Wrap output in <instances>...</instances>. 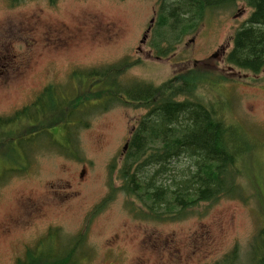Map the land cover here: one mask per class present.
<instances>
[{
	"label": "rangeland",
	"instance_id": "obj_1",
	"mask_svg": "<svg viewBox=\"0 0 264 264\" xmlns=\"http://www.w3.org/2000/svg\"><path fill=\"white\" fill-rule=\"evenodd\" d=\"M156 2L56 0L51 5L48 0H24L11 8L0 0V116L29 104L47 84L66 83L73 69L126 57L143 62L124 79L153 85L195 62L214 60L218 69L227 70L223 58L231 49L230 36L250 12L244 3L208 11L194 42L184 43L170 59L157 60L152 32L141 44L156 20ZM256 79L213 88L230 102L234 121L259 131L262 147L240 181L243 200L223 199L200 206L186 219L156 222L136 219L126 208L128 197L118 192L89 222L91 211L109 194L110 165L116 161L120 166L131 128L145 114L118 105L75 135L81 160L63 156L56 146L40 147L33 153L30 173L0 186V264H15L51 228L61 229L69 239L87 225L88 240L78 264H218L236 247V264H250L251 245L264 226V73ZM56 134L65 143L62 131ZM180 165L182 161L174 163Z\"/></svg>",
	"mask_w": 264,
	"mask_h": 264
},
{
	"label": "trees",
	"instance_id": "obj_2",
	"mask_svg": "<svg viewBox=\"0 0 264 264\" xmlns=\"http://www.w3.org/2000/svg\"><path fill=\"white\" fill-rule=\"evenodd\" d=\"M7 1L13 8L24 0ZM239 3L251 12L230 36L231 49L224 57L227 70L218 69L214 60L195 62L191 69L153 85L124 79L143 62L126 57L108 65L73 69L66 83H49L31 103L0 116V186L27 175L33 153L41 148L56 146L63 156L81 160L76 152L78 131L89 128L95 116L124 105L145 114L131 129L120 166L116 161L110 165L109 194L91 211L89 222L118 192L128 197L126 208L136 219L156 222L186 219L200 206L223 199L243 200L240 181L262 147L259 131L234 121L230 102L213 88L257 81L246 75L264 73V0H157L151 47L157 59H168L184 43L194 41L208 11ZM57 130L65 143L58 139ZM179 161L183 166L177 168L174 163ZM87 229L88 225L65 239L61 229L51 228L15 264H78ZM238 257L236 247L218 264H236ZM249 260L264 264V226L253 240Z\"/></svg>",
	"mask_w": 264,
	"mask_h": 264
},
{
	"label": "water",
	"instance_id": "obj_3",
	"mask_svg": "<svg viewBox=\"0 0 264 264\" xmlns=\"http://www.w3.org/2000/svg\"><path fill=\"white\" fill-rule=\"evenodd\" d=\"M153 23H154V21H152V24H153ZM147 36H148V35H145V36H144V38H143V40H142V42H141L142 44H144V43L147 41Z\"/></svg>",
	"mask_w": 264,
	"mask_h": 264
},
{
	"label": "bare ground",
	"instance_id": "obj_4",
	"mask_svg": "<svg viewBox=\"0 0 264 264\" xmlns=\"http://www.w3.org/2000/svg\"><path fill=\"white\" fill-rule=\"evenodd\" d=\"M194 42V41H193Z\"/></svg>",
	"mask_w": 264,
	"mask_h": 264
}]
</instances>
